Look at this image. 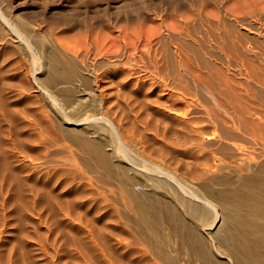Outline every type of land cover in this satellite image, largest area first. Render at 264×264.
<instances>
[{"label": "bare ground", "instance_id": "1", "mask_svg": "<svg viewBox=\"0 0 264 264\" xmlns=\"http://www.w3.org/2000/svg\"><path fill=\"white\" fill-rule=\"evenodd\" d=\"M128 1L1 12L0 264H264V0Z\"/></svg>", "mask_w": 264, "mask_h": 264}, {"label": "rangeland", "instance_id": "2", "mask_svg": "<svg viewBox=\"0 0 264 264\" xmlns=\"http://www.w3.org/2000/svg\"><path fill=\"white\" fill-rule=\"evenodd\" d=\"M144 1H147L150 3H153L156 1L159 2V0H144ZM128 2H129L128 0H0V16L2 15L1 12H3L4 13L3 16L9 17L10 10H15V12H23V15L24 13H27L29 16L28 19L31 22V25H33L32 26L33 28H35L36 26L46 27L48 25L49 26L52 25L53 26L52 29L46 30V32H44L45 33L44 35L45 36L47 35L46 37H52L55 34V31L58 30V28L63 26V25L57 24V22H59L58 19L61 18L63 15H66V14L73 15L78 20L79 17L81 16L80 14L82 13H86L87 15L88 14L92 15L97 12L96 11L97 8L102 7L103 9L105 5L109 6L111 4H118V3L125 5ZM251 8H263L264 9V1L241 7L238 11L244 15L246 14V11ZM0 20H1L0 24L2 25V26L0 25V28L5 26L4 28H6V31H8L5 21H3L1 18ZM35 30H37V27L35 28ZM49 34L50 36H48ZM14 89L16 88L8 87V88H5L4 91H6L7 93L9 92L11 93V91ZM14 92H16V90ZM37 101L38 99H36L35 102L33 101L34 103L32 102V105L35 106L36 104H38ZM79 161H84V163L86 162L87 164L90 163L89 159L87 157L85 158V155L83 156L80 155Z\"/></svg>", "mask_w": 264, "mask_h": 264}]
</instances>
